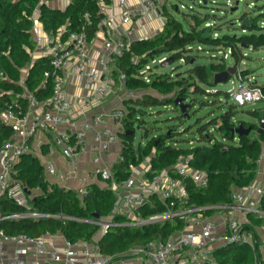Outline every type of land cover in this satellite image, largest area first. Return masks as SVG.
<instances>
[{
    "label": "built area",
    "instance_id": "2783aa9c",
    "mask_svg": "<svg viewBox=\"0 0 264 264\" xmlns=\"http://www.w3.org/2000/svg\"><path fill=\"white\" fill-rule=\"evenodd\" d=\"M169 1L144 0L142 9H135L129 6V0H110V4L105 0H90L96 4L99 16L92 40L88 35L92 27L88 12L84 14L83 24L77 32L65 35L63 28L56 34L42 31L34 37L32 65L37 60H48L49 70L44 73L41 87L45 89L51 82L52 94L46 99H39L30 92L26 87L30 68H26L21 71L19 83L24 110L16 104L15 109L7 108L1 115L11 136L0 147V200L6 198L22 212L3 215L0 210V224L46 219L83 222L34 210L30 203L36 198L32 199L30 190L15 179L17 167L26 158H31L43 164V177L49 191L56 187L71 188L67 182L76 178L79 187L75 193L84 200L90 186L116 183L118 191L112 216L127 219L124 226L141 228L179 219L185 223L184 230L167 241H152L146 246L132 249L125 258L115 259L102 255L93 240L71 243L64 237H60L62 241H57L58 235L34 238L7 235L0 229V264H215L209 248L220 242L221 247L245 245L255 251V234L249 229L252 226L250 216L262 222L256 228V233L261 239L260 249L264 245V188L253 189L249 186L233 190L230 194L231 204L215 208L219 214L217 218L203 217L193 215L200 211L192 207L183 209L187 200L184 179H192L200 189L208 186L207 176L193 170L188 161L180 162L173 170L160 172L150 164L142 172L126 170L124 174L128 173L129 177L121 183L106 164V156L111 153L116 155L117 164L125 162V144L121 135L126 132L124 124L127 114L121 106L141 100L144 96L142 92L128 89L127 77L120 68V62L131 46L125 39L123 28L148 15L162 17ZM244 1L236 0V3ZM112 9L119 10L120 14H111ZM175 9L178 10V7ZM35 24L36 20L32 31L37 29ZM205 28H214V24H205ZM97 33L103 37L100 43L95 41ZM214 37L218 35L214 34ZM231 53V50L225 51V58L231 57ZM167 61L165 57L153 60L136 78L149 84L152 73L148 72L155 65L163 68ZM75 80H81L84 89L80 95L72 98L69 87ZM253 81L248 82L240 72L228 81L232 85L229 96L237 107L264 101L262 87ZM115 98L119 104L109 105ZM55 155L68 164L69 171L63 175L52 160ZM85 155L91 156L92 170L80 175L77 167ZM45 158L49 160L44 162ZM155 202L164 211L148 218L142 217L141 209L153 208ZM228 212L231 214L227 215ZM89 223L98 229L102 226L100 220ZM114 227L119 225L114 222L110 228ZM254 264H257L256 261Z\"/></svg>",
    "mask_w": 264,
    "mask_h": 264
},
{
    "label": "trees",
    "instance_id": "16d2710c",
    "mask_svg": "<svg viewBox=\"0 0 264 264\" xmlns=\"http://www.w3.org/2000/svg\"><path fill=\"white\" fill-rule=\"evenodd\" d=\"M42 1L0 0V73L2 74L0 77V147L11 136L10 129L1 120L2 113L7 108L15 109L16 104L23 107V110L25 108V103L21 99L22 88L19 85L21 71L30 68L26 87L37 98L46 99L52 94L51 82H48L45 89L41 87L44 73L49 70L48 60H37L32 65L31 54L35 49L32 38L35 12L38 11V20L46 32L56 34L64 28L65 35L77 32L83 24L84 14L88 12L92 19V27L88 35L90 40L94 38L93 30H96L99 20L96 4L91 3L90 0H72L69 8L62 12L49 8ZM105 2L110 4V0ZM190 17L196 19V22L192 20L194 23L190 25L189 32H185L178 22L166 18L160 33L148 40L132 43L125 52L120 68L127 77V87L131 91L142 92L144 95L141 100L134 102L136 106L148 108L155 105H173L175 110L180 112V118L186 119L196 102L191 99V95L207 97L220 94L219 91L212 92L213 90L205 87H213L215 85L213 76L227 70L224 58H218V64H212L208 68L196 65V57L192 56V45L195 42L210 47L211 51L231 50L236 74L240 72L244 78L248 77L245 72L239 70L245 58L241 50L264 49V25H259L260 20L249 21L248 25L244 26L246 20L242 18L240 20L242 36L215 38L208 32L213 28L201 29L207 19ZM164 53L171 55L168 67L175 62H182L188 67L185 74L175 75L177 68L173 69L171 74H151L149 84L136 78L140 71L155 60V57ZM136 58L138 62L135 63ZM262 89L264 91V86ZM190 90H192L191 93H189ZM226 95L230 97L229 93ZM176 101L182 102L185 113L181 112ZM136 113L135 107L130 108L125 118L126 133L123 135L125 162L116 166L119 170V174L115 176L118 182L128 179L129 174H124V171H128L130 165L135 166L144 158H151V166L158 172L173 170L180 162L188 161L193 170L207 176L208 186L200 189L192 179H184L187 200L183 209L192 207L200 211L193 215L211 217L217 212L215 208L231 204L230 194L233 190L245 189L255 181L256 170L264 148V129L259 134V129L264 122V110L249 113L254 120L252 123L235 120L234 112L231 110L219 119L212 120L204 126L200 125L196 131L199 136L198 142L205 143L208 147L187 148L183 146L185 143L183 140L177 139V136L181 134L172 129L166 136L153 137L144 149H137V153L133 146L134 123L132 122ZM240 126L245 130L252 128V132L248 136L235 135L234 130ZM188 132L185 131V133ZM216 135L220 138L217 139ZM144 136L147 138L148 134ZM15 179L28 190L41 188L44 191V195L32 202L37 212L52 216L63 215L83 222H64L55 219L37 222L6 221L0 224V229L7 235H27L35 238L60 233L71 243L91 242L99 230L98 227L89 223L96 220L93 217L94 214H99L101 218H107L113 214L116 201L113 191L92 185L88 188V194L84 200H81L73 191L59 188H51L49 191L44 181L43 169L35 159L26 158L17 167ZM262 206L264 210V196ZM0 210L3 215L22 212L6 198L0 200ZM163 211L162 206L155 202L153 208L141 209L140 215L148 218ZM249 219L252 225L249 229L255 234V251L253 252L245 245H225L212 251L216 264H254L255 261L257 264H264V256L260 250L261 239L256 233V228L262 222L254 216H250ZM120 221L126 223L127 219L115 217V224L119 225ZM184 228L185 223L179 219L161 221L141 228L123 224L110 228L98 248L104 256L121 259L127 257L132 249L146 246L152 241H167L174 234L182 232Z\"/></svg>",
    "mask_w": 264,
    "mask_h": 264
},
{
    "label": "rangeland",
    "instance_id": "374dc122",
    "mask_svg": "<svg viewBox=\"0 0 264 264\" xmlns=\"http://www.w3.org/2000/svg\"><path fill=\"white\" fill-rule=\"evenodd\" d=\"M202 1L204 0H170L164 9L163 18L178 22L185 32L190 31V25L194 23L192 20L196 22V19L190 16L207 19L204 22L205 24H214L213 30H208V32H210L213 37L214 34H217L221 38L225 36H242V30L240 29V20L242 18L248 23L249 21L259 19V25H264V0H245L240 4L236 3V0ZM175 7H178V10H176ZM205 24L202 25L201 29L205 28ZM192 47V56L196 57V65H203L208 68L212 64H218V58L223 57L226 69H235L234 60L231 57L225 58L224 52L223 54L220 53V49L211 51L210 47H205L199 42H195ZM199 48H201V51ZM241 54L244 55L245 58L241 62L239 70L246 73L248 82L250 80H255L253 81L254 83H257V85L261 87L264 86V49L259 51L242 49ZM161 57L170 60L171 55L170 53H164L159 55V57H155V59ZM175 68H177L175 75L185 74L188 69L182 62H175L166 68L155 65L148 73L171 74L172 70ZM205 88L213 90L212 92L219 91L220 94L207 97H205V95H191V99L196 100V102L189 111V117L186 119L180 118V112L176 111L173 105H155L146 108L143 106L138 107L134 103H125L124 106L128 111L133 107L137 110L136 116L132 118V122L134 123V148L144 149L147 142L153 137L166 136L169 130L172 129L177 130L178 133L181 134V136H177V139L185 142L183 146L187 148L208 147L207 144L198 142L199 136L196 131L200 125L204 126L212 120L219 119L231 110L234 112L235 120L252 123L254 120L250 117L249 113L255 110H260L261 112L264 110V101L242 108L237 107L232 99L226 95L232 88L229 82ZM191 92L192 90L189 91V93ZM140 110L143 112H139ZM186 130L189 132L185 133ZM146 133L148 134L147 138L144 136ZM216 137L217 139L220 138L218 135H216ZM189 143L190 145H188ZM111 184L112 182L108 183V185ZM30 205L32 206V203H30ZM123 224L124 222L120 221L119 225ZM221 244L222 242L209 248L210 255L212 251ZM260 250L264 256V245Z\"/></svg>",
    "mask_w": 264,
    "mask_h": 264
},
{
    "label": "crops",
    "instance_id": "0c3cea01",
    "mask_svg": "<svg viewBox=\"0 0 264 264\" xmlns=\"http://www.w3.org/2000/svg\"><path fill=\"white\" fill-rule=\"evenodd\" d=\"M12 1H18V0H12ZM143 1L144 0H129V6L135 8V9H142V7H143L142 2ZM71 2H72V0H56V1H51V2H47L45 0L42 1V3H45L49 8H51L53 10L62 11V12L66 11L69 8V6L71 5ZM110 13L117 15V14H120V11L117 9L116 10L112 9L110 11ZM35 18H37V19H35ZM35 20H36L35 25H36L37 29H36V31H32L33 40H34L35 36L40 35L42 31H45V30H43L44 28H43L42 24L38 20V11H36L34 14V21ZM165 22H166V20H165V18H163V16L158 17V16H154V15H148L145 18H142L138 21H135L131 25L123 28V32L126 34L125 39H127L131 44L134 42L148 40V39L154 37L155 35H157L158 33H160L162 31L163 26L165 25ZM102 38H103L102 35L100 33H97L95 41L97 43H100L102 41ZM21 78H22V73H21ZM83 89H84L83 82L81 80H75L70 85L69 92H70L72 98H76L78 95H80L82 93ZM118 104H119V102L115 98V99L111 100V104H109V105H118ZM121 107H123V110H125V112L127 114L128 110L126 109L124 104ZM127 135H129V134H127ZM121 137L124 141L123 135H121ZM134 150L137 153V149L134 148ZM124 151H125V149L123 150V156L125 157ZM43 152L46 153L45 149L43 150ZM136 157H137V160H139L137 154H136ZM48 160H49V158H45L44 162L48 161ZM52 160L54 161L55 166L58 169L60 174L63 175L69 171L68 164L66 163V161L64 159L55 155L52 157ZM106 162H107L106 164H108L109 167L111 168L114 175L115 176L118 175L119 170H118V167H116L118 165L116 163V155L114 153H111L108 156H106ZM39 164L42 167L43 164L41 162ZM148 164L151 165V158H144L143 160L138 162L137 165H135V166L130 165L129 170L136 169V170H138V172H142ZM77 168L79 170L78 173L80 175H84L86 173H89L92 170L91 156L85 155V156L81 157ZM129 173H130V171H129ZM67 185L71 188H59V189L65 190V191L75 192L79 187V182L76 178H71L67 182ZM98 186H100L103 189H109V190L113 191L115 196H116V193L118 191L116 183H112L111 185H108V183L107 184L102 183V184H99ZM251 186L253 187V189L264 188V148H263L261 159L258 163V167L256 170L255 181L253 182V184ZM63 187H65V186H63ZM56 188H58V187H56ZM250 194L253 195V192H251ZM29 195H31L32 199H35V198H38V197H41L42 195H44V191L41 188H34V189L30 190ZM230 214L231 213H229V212L227 213V215H230ZM218 215L219 214L215 213L212 216L217 218ZM235 215L237 218H241L240 215H238V214H235ZM55 235H58L56 237L57 241H62L61 238H63V236L60 233H57ZM220 247L221 246H217V248H220ZM217 248H215V249H217ZM211 258L213 259L214 263L216 264V261H215L212 254H211Z\"/></svg>",
    "mask_w": 264,
    "mask_h": 264
},
{
    "label": "water",
    "instance_id": "95a60500",
    "mask_svg": "<svg viewBox=\"0 0 264 264\" xmlns=\"http://www.w3.org/2000/svg\"><path fill=\"white\" fill-rule=\"evenodd\" d=\"M248 22L244 23V26H247ZM204 37H209V36H204ZM170 61H168L167 63L164 64L163 68H166L168 66ZM236 74V69L234 68H228L225 72L223 73H219L216 74L214 76V84L218 85V84H226L232 77H234ZM176 104L179 105L180 110L182 113H185V106L182 104L181 101H176ZM264 129V122L262 124V126L259 129V134L262 133ZM252 132V128H248V129H244L242 126H240L239 128L234 130V134L237 136H248L250 133ZM133 135V134H130ZM27 193L28 190L26 191ZM96 220H100L101 221V228L97 231V233L95 234V236L93 237V242L97 245H99L107 236L110 227L114 224L115 222V217L114 216H110L107 218H101L99 216V214L95 213L93 216Z\"/></svg>",
    "mask_w": 264,
    "mask_h": 264
}]
</instances>
